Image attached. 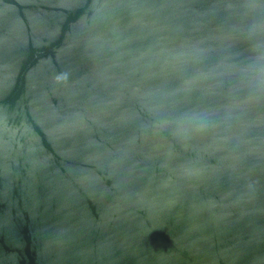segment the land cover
<instances>
[{"label":"water","instance_id":"95a60500","mask_svg":"<svg viewBox=\"0 0 264 264\" xmlns=\"http://www.w3.org/2000/svg\"><path fill=\"white\" fill-rule=\"evenodd\" d=\"M0 264H264V0H0Z\"/></svg>","mask_w":264,"mask_h":264}]
</instances>
